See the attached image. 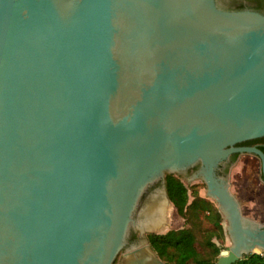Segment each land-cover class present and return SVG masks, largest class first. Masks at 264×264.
I'll list each match as a JSON object with an SVG mask.
<instances>
[{
	"label": "water",
	"instance_id": "95a60500",
	"mask_svg": "<svg viewBox=\"0 0 264 264\" xmlns=\"http://www.w3.org/2000/svg\"><path fill=\"white\" fill-rule=\"evenodd\" d=\"M259 137L264 13L0 0V264H113L131 229H155L136 210L169 201L166 173L221 212L216 264L264 254V152L237 145ZM122 264L165 263L133 244Z\"/></svg>",
	"mask_w": 264,
	"mask_h": 264
},
{
	"label": "trees",
	"instance_id": "16d2710c",
	"mask_svg": "<svg viewBox=\"0 0 264 264\" xmlns=\"http://www.w3.org/2000/svg\"><path fill=\"white\" fill-rule=\"evenodd\" d=\"M250 1L259 7L263 5V0ZM258 147L264 152V144ZM164 179L166 195L176 213L184 219V226L164 233H150L147 239L152 250L169 264H216L223 249L213 238L222 240L225 234L218 207L175 174L166 173ZM203 223L208 226L204 228ZM232 264H264V257L252 252Z\"/></svg>",
	"mask_w": 264,
	"mask_h": 264
},
{
	"label": "flooded vegetation",
	"instance_id": "af4514ba",
	"mask_svg": "<svg viewBox=\"0 0 264 264\" xmlns=\"http://www.w3.org/2000/svg\"><path fill=\"white\" fill-rule=\"evenodd\" d=\"M218 2H220L221 6L224 9H228V10L249 9V10H255V11L264 13V0L262 1V3H263L262 7H259L256 2H253V1H250V0H218ZM263 144H264V137H259V138L243 141L241 143H238L237 145H240V146H256V147H258V146L263 145ZM240 155L239 154H232L227 161L222 163V165L220 166V169L218 171L219 174L227 173L228 170H229V167L237 161V159H238V157ZM259 168H260V165H259ZM157 187H158V185L155 186V184L150 186L147 189V191H146L147 193L144 195L143 199L148 197L149 191L155 190ZM150 233H158V232H146V233L142 234L140 232V230H138V229H131V231L129 232L128 237H127L126 247L120 251L121 255H120V258H119V260L117 261L116 264H122L123 263V256H124V253H125L126 249L129 248L133 244L134 245H141V246H145L146 244H148L149 250L152 251L154 253V255L159 260H161L165 264H169L166 261H164L163 259H161L152 250V248H151V246H150V244L148 242V239H147V237H148V235Z\"/></svg>",
	"mask_w": 264,
	"mask_h": 264
},
{
	"label": "rangeland",
	"instance_id": "374dc122",
	"mask_svg": "<svg viewBox=\"0 0 264 264\" xmlns=\"http://www.w3.org/2000/svg\"><path fill=\"white\" fill-rule=\"evenodd\" d=\"M176 176H178V175H176ZM183 183L189 187L193 185L198 190L200 196L206 197L203 190L199 186V184L190 183V182H183ZM156 203H157V205H156ZM164 203H165V205H164L163 218H164L165 214H167L166 218L160 226L153 229V232L164 233L169 229H177V228H181L184 226V219L176 213L174 206L169 201H167L166 199L164 200ZM158 204H159V202H148V203L142 205L138 210H136V212L139 213L140 210L145 209V208H147L148 210L149 209L153 210V209L157 208ZM142 218H143V216H139V219H142ZM222 225H223L224 233H225L224 238L222 240H219L217 238H213V240L218 244V246L221 247V249H225L226 247L230 246V240H229L228 234L226 232V222L224 221L223 218H222ZM202 226L205 228L208 226V224L203 223ZM146 232H148V231H144L142 234H144ZM119 258H120V255H117L113 264H116L117 261L119 260ZM123 259H124V256H123Z\"/></svg>",
	"mask_w": 264,
	"mask_h": 264
},
{
	"label": "bare ground",
	"instance_id": "6f19581e",
	"mask_svg": "<svg viewBox=\"0 0 264 264\" xmlns=\"http://www.w3.org/2000/svg\"><path fill=\"white\" fill-rule=\"evenodd\" d=\"M156 205H157V203H156ZM164 205H165V203L159 202L157 208H155L153 210L152 209L151 210L149 209L147 211L148 212V216L143 221L142 225H144V226H146L148 228H157L158 226H160L164 222V220L166 218V215H167V214H165V216L163 218V215H164Z\"/></svg>",
	"mask_w": 264,
	"mask_h": 264
},
{
	"label": "built area",
	"instance_id": "2783aa9c",
	"mask_svg": "<svg viewBox=\"0 0 264 264\" xmlns=\"http://www.w3.org/2000/svg\"><path fill=\"white\" fill-rule=\"evenodd\" d=\"M264 257V254H261Z\"/></svg>",
	"mask_w": 264,
	"mask_h": 264
}]
</instances>
